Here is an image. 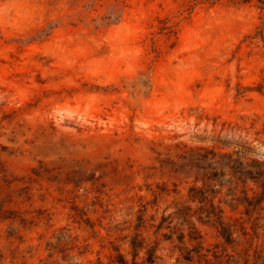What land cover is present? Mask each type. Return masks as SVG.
I'll return each mask as SVG.
<instances>
[{
	"label": "rangeland",
	"instance_id": "obj_1",
	"mask_svg": "<svg viewBox=\"0 0 264 264\" xmlns=\"http://www.w3.org/2000/svg\"><path fill=\"white\" fill-rule=\"evenodd\" d=\"M254 162L256 0H0V264H133L136 235L139 264H264Z\"/></svg>",
	"mask_w": 264,
	"mask_h": 264
},
{
	"label": "trees",
	"instance_id": "obj_2",
	"mask_svg": "<svg viewBox=\"0 0 264 264\" xmlns=\"http://www.w3.org/2000/svg\"><path fill=\"white\" fill-rule=\"evenodd\" d=\"M217 0H213V2H215ZM233 1H236V0H233ZM253 0H243L244 3H250L252 2ZM257 3H258V6L261 10H264V0H256ZM230 158L232 160H234L232 158V156H230ZM250 167L253 168L252 169H246V170H243V171H239L237 169V167H234V166H230V170L232 171V174L233 175H237L238 172H241V174L243 175V177L245 179H250V180H253L254 182L256 183H262L261 187L264 188V163L260 164L258 162H254V165H248ZM191 192H193L191 194V199L193 201H196V200H199L201 203L203 202V200L206 198L204 195H205V191H202V190H197V188H193L191 189ZM161 194V193H159ZM264 201V198L260 199L258 201V204L260 205L262 202ZM249 206H251V204L249 203ZM185 209V208H184ZM212 210L213 211H210L208 213V217L209 218H215L214 222L215 224H217V228L219 227V233L220 235L228 242V243H232L234 241V238H233V235H234V229H233V226L234 225H231V224H225L224 222H222L221 220V214L223 213V211L220 209V211L217 213L216 211V208L214 206H212ZM167 221V217L163 216L162 217V221H161V224H160V227L159 228H162L165 224V222ZM259 229H263L264 230V226L261 227L260 225H258V223H254L252 225V230H253V234L254 236L258 237V230ZM241 230L243 231V235L247 236L249 235V233L246 232V229L245 227H242ZM194 229H191V232H190V240H196L195 236H194ZM184 239H185V235L184 234H181L179 236V242L180 243H184ZM144 247V242L141 241L138 237V235H136L134 238H133V241H132V248H133V251H134V261H133V264H139L136 259H137V256L139 254V251ZM182 251V259L183 261L185 262H188V263H192L195 256H198L200 259H202V257H207L208 255L207 254H204L202 253V249L199 248V247H195L193 249H189L187 247H182L180 249ZM155 252H156V247L155 246H151L149 249H148V254H149V258H148V261L147 263L148 264H153L154 263V259L156 258L155 257ZM249 250H247L245 252V264H249L250 263V256L251 254L248 253ZM196 254V255H195ZM254 257V260L256 263H258L259 261H264V248L262 247H257L254 249V254L252 255ZM218 263L222 264V262H220L218 260ZM123 264V263H122Z\"/></svg>",
	"mask_w": 264,
	"mask_h": 264
}]
</instances>
